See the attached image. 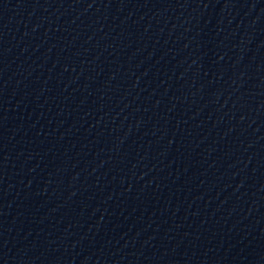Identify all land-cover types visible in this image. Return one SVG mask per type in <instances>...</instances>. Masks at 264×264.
Instances as JSON below:
<instances>
[{
    "label": "water",
    "instance_id": "1",
    "mask_svg": "<svg viewBox=\"0 0 264 264\" xmlns=\"http://www.w3.org/2000/svg\"><path fill=\"white\" fill-rule=\"evenodd\" d=\"M0 264H264V0H0Z\"/></svg>",
    "mask_w": 264,
    "mask_h": 264
}]
</instances>
